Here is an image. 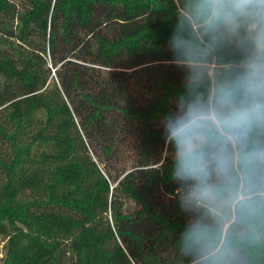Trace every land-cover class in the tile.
Returning <instances> with one entry per match:
<instances>
[{
    "label": "trees",
    "instance_id": "1",
    "mask_svg": "<svg viewBox=\"0 0 264 264\" xmlns=\"http://www.w3.org/2000/svg\"><path fill=\"white\" fill-rule=\"evenodd\" d=\"M182 0H0V264H186L163 121Z\"/></svg>",
    "mask_w": 264,
    "mask_h": 264
},
{
    "label": "clouds",
    "instance_id": "2",
    "mask_svg": "<svg viewBox=\"0 0 264 264\" xmlns=\"http://www.w3.org/2000/svg\"><path fill=\"white\" fill-rule=\"evenodd\" d=\"M168 43L185 89L163 121L188 217L176 251L264 264V0H182Z\"/></svg>",
    "mask_w": 264,
    "mask_h": 264
},
{
    "label": "rangeland",
    "instance_id": "3",
    "mask_svg": "<svg viewBox=\"0 0 264 264\" xmlns=\"http://www.w3.org/2000/svg\"><path fill=\"white\" fill-rule=\"evenodd\" d=\"M2 242H0V256L2 255V247H1V244Z\"/></svg>",
    "mask_w": 264,
    "mask_h": 264
}]
</instances>
